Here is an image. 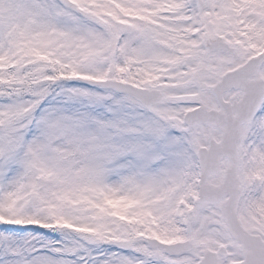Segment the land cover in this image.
Wrapping results in <instances>:
<instances>
[{
	"label": "snow or ice",
	"instance_id": "6c2138e0",
	"mask_svg": "<svg viewBox=\"0 0 264 264\" xmlns=\"http://www.w3.org/2000/svg\"><path fill=\"white\" fill-rule=\"evenodd\" d=\"M0 264H264V0H0Z\"/></svg>",
	"mask_w": 264,
	"mask_h": 264
}]
</instances>
